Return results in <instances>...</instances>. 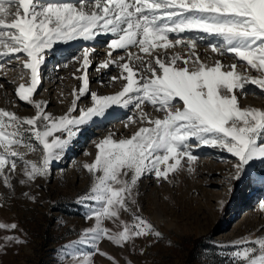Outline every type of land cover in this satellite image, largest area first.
I'll use <instances>...</instances> for the list:
<instances>
[{
  "label": "snow or ice",
  "instance_id": "obj_1",
  "mask_svg": "<svg viewBox=\"0 0 264 264\" xmlns=\"http://www.w3.org/2000/svg\"><path fill=\"white\" fill-rule=\"evenodd\" d=\"M99 36L110 39L94 71L117 69L108 80L122 81L120 90L100 95L90 89L94 45L84 46L74 55L73 77L81 83L69 108L59 116L46 111L47 102L35 97L43 91L47 58L57 45ZM201 46L215 55L202 57ZM13 63L21 81L14 96L34 114L0 108V210L18 201L37 205L39 181L49 180L53 164L94 117L115 105L130 112L122 121L126 129L139 125L129 136L110 132L99 139L94 160L82 163L91 183L75 204L86 209L91 226L66 247L90 251L73 253L69 264H96V256L121 264L101 247L105 241L143 256L145 245L163 240L143 215L140 185L146 178L157 186L172 183L171 174L184 170L193 175L201 146L234 158L229 192L244 183L264 187V110L239 103L258 95L247 85L264 96V0H0V69L15 71ZM259 207L264 212V203ZM22 236L27 233L18 222H0V254L26 246ZM218 247L230 248L225 264H264V236Z\"/></svg>",
  "mask_w": 264,
  "mask_h": 264
},
{
  "label": "rangeland",
  "instance_id": "obj_2",
  "mask_svg": "<svg viewBox=\"0 0 264 264\" xmlns=\"http://www.w3.org/2000/svg\"><path fill=\"white\" fill-rule=\"evenodd\" d=\"M10 67L16 70H7V66L0 69V81L9 80L18 85L21 81L17 77V64ZM46 78L47 74L43 73V91L38 93L37 99H48L45 97L47 92L49 96H55ZM246 87L250 91H261L254 85ZM62 94L63 101H59L64 104L60 107L63 113L56 112L55 107H48L46 111L56 116L67 111L70 96L66 91ZM8 96L6 101L0 90V108H7L21 117L33 114L34 109L24 108V102L17 100L14 91L8 92ZM242 101L240 99L239 103ZM259 103L256 101L253 105L259 108ZM111 110L119 116V122L130 114L128 109L115 105ZM104 117H94V122L81 126L62 161L53 164L49 180L39 181L42 190H36L40 197L37 205L18 201L10 205V210H0V222H18L27 233L22 238L28 242L26 246L9 248L5 254H0V264H69L68 257L73 253L90 251L86 246H66L77 240L83 229L91 226V222L85 220L86 209L75 204V198L91 183L89 174L81 169L82 163L94 160L95 143L110 133L96 134L95 123ZM138 126L130 125L127 135ZM194 154L198 160L193 175L186 170L171 174L172 183L165 182L160 186L152 178L143 179L139 196L143 215L163 233L164 239L151 247L145 245L143 256L139 251L135 254L123 252L103 242L101 247L117 256L121 264L125 258L131 259L132 264H225L230 248L218 246H227L245 236H264V212L259 207L264 203V187L259 185L261 189H254L250 194V185L244 183L229 192L228 178L233 171L234 158L226 151L207 146H201ZM31 158L38 159V156ZM94 259L96 264H107L102 257Z\"/></svg>",
  "mask_w": 264,
  "mask_h": 264
},
{
  "label": "bare ground",
  "instance_id": "obj_3",
  "mask_svg": "<svg viewBox=\"0 0 264 264\" xmlns=\"http://www.w3.org/2000/svg\"><path fill=\"white\" fill-rule=\"evenodd\" d=\"M109 39H110L109 36H99L97 37L96 41H87V42L70 41L68 44H60L55 47L54 54L47 58V65L43 69V73L47 74L46 81H47V84L49 85L48 87L50 91L55 93V96L53 97L49 96L48 92L45 93V97L48 96V99L46 100L44 99V101L47 102V108L55 107L57 109L56 112L63 113L60 107L61 105H64L62 103L63 98H64L63 97L64 94L62 93L64 91H66L70 96V99L68 101V105L70 106L71 100L73 99L71 93L73 89H78L81 83L79 80H76L73 77V73L75 72V69L78 66L74 61V55H78L84 46L94 45L93 56L95 57V59L93 61V67L89 69L90 89L92 91H96L100 95L114 94L116 91L120 90V87L123 83L122 81L110 83L108 80L109 75H118L117 69H115L114 67H110V69L104 70L100 73H97L94 71L95 66L106 57L105 45ZM214 42L219 43V41H214ZM197 51L202 57L215 55L211 53L210 49L205 50L203 46L199 47ZM115 54L116 53H113V55ZM65 61H70V63L68 64V67H63V64ZM17 69L20 72L19 65H17ZM17 77H19V75ZM98 81H103V84L98 83ZM0 85H3V87H0V90L3 92L4 99L8 101L9 100L8 92L9 93H11V91L13 92L17 84L11 83L9 80H6L4 82L0 81ZM5 89H7V91ZM254 91L257 92L258 95L248 96L246 98H240L243 100L240 106L258 108L257 106L253 105V103L256 101H259L260 107L258 109L264 110V96L259 95L261 91H256V90ZM82 99L87 101V103H89V106H90V99L88 97H84ZM59 100H62V101L60 102ZM24 105H25L24 108L26 109L31 107L27 105L26 103H24ZM145 110L151 112L153 116L158 115L152 111L150 106L146 107ZM118 117L119 116H117L115 112L111 110V108H109L105 114L104 119H102L103 117L99 118L100 120L101 119L102 120L95 123L96 124L95 125L96 134H99V133L105 134V132L107 131L108 133L109 132L115 133L117 138H120L121 136H128L126 132L127 129L124 127V123L119 122L117 120ZM69 155H70V152H69ZM259 188L260 187L258 183H253L252 185H250V191H248V193L251 194V192L254 189H259ZM157 219L158 221H161L160 217H157Z\"/></svg>",
  "mask_w": 264,
  "mask_h": 264
}]
</instances>
